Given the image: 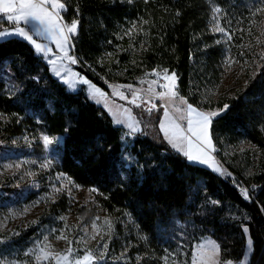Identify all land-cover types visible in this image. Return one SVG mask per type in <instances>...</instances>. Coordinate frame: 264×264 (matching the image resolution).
<instances>
[{"label": "trees", "instance_id": "obj_1", "mask_svg": "<svg viewBox=\"0 0 264 264\" xmlns=\"http://www.w3.org/2000/svg\"><path fill=\"white\" fill-rule=\"evenodd\" d=\"M61 1L65 23L78 21L71 41L80 78L109 93L108 83L138 86L152 71L174 73L190 105L221 111L210 125L215 169L168 143L160 100L124 90L141 126L131 135L16 36L0 40V145L27 134L39 151L42 134L58 140L57 170L94 189L115 221L99 264H191L205 238L218 243L221 263L240 261L251 240L248 264H264V0ZM214 5L227 36L213 29ZM0 17V32L14 26ZM229 56L240 62L231 71ZM12 187L0 185L6 200ZM19 193L26 203L41 191ZM68 207L66 196L50 203L39 226L8 237L10 247L24 250Z\"/></svg>", "mask_w": 264, "mask_h": 264}, {"label": "rangeland", "instance_id": "obj_2", "mask_svg": "<svg viewBox=\"0 0 264 264\" xmlns=\"http://www.w3.org/2000/svg\"><path fill=\"white\" fill-rule=\"evenodd\" d=\"M59 2L61 3L60 0ZM48 8L49 11H53L51 4H48ZM56 11L59 13L61 23L65 24L60 9ZM31 21L36 27H44L50 34V50L45 47L48 46L45 42L44 46L39 44L46 58L48 57L46 53L51 54V48L54 45L62 51L60 59L58 55L53 56L55 59L51 65V72L69 90L76 91L83 88L92 101L108 111L115 124L129 128L131 135L135 134L134 129L137 130L140 127L131 108L125 105L127 97L124 90L128 89L138 99L160 100L164 108L160 129L168 143L178 152L191 153L198 159L207 160L205 163L215 169L217 163L212 159L214 149L210 133L211 123L207 126L205 137L198 123V114L208 115L211 121L221 111L201 110L192 105L191 108L195 111H191L190 104L176 92L177 80L174 73L152 71L148 77L141 80L138 86L108 83L111 92L109 95L106 90L86 76L80 78L81 75L75 69L76 61L72 49L69 52L68 47L64 48L66 43L61 47L58 43L60 36L55 29L50 30L47 25H42L35 20ZM212 21L213 29L227 36L221 24V9L217 5L213 7ZM32 40L35 43L39 42L35 38ZM227 64L231 71L236 69L240 62L229 56ZM166 75L174 76V83L165 79ZM163 81L166 85L162 86ZM172 91L175 92L174 96L171 94ZM161 93L164 95L161 96ZM211 113H217V115L212 116ZM190 128L192 131H189ZM46 137L49 141L47 143ZM38 139L42 145L39 151L33 149V143L30 142L33 140L27 134L19 136L13 141L12 146L0 145V185L13 186L15 194L10 200H6L4 197L8 192L0 189V264H99L104 262L105 248L114 232L113 217L96 200L94 189L77 185L67 175L57 170L59 157L55 144L58 140L48 134H42ZM207 140L211 141L210 145ZM28 143L30 145H26ZM30 188L41 193L35 200L25 203L24 196L19 197V192ZM63 196L67 197L69 203L66 212L58 216L49 226L41 225L37 235L24 250L10 247L9 236L28 227L39 226L40 215L48 209L50 203ZM214 246L218 247V251L214 250ZM251 251L252 246L247 245L244 257L235 264H246ZM89 256L91 258L85 260V257ZM219 257L218 243L212 238H205L195 244L191 264H225L220 262Z\"/></svg>", "mask_w": 264, "mask_h": 264}, {"label": "snow or ice", "instance_id": "obj_3", "mask_svg": "<svg viewBox=\"0 0 264 264\" xmlns=\"http://www.w3.org/2000/svg\"><path fill=\"white\" fill-rule=\"evenodd\" d=\"M48 4H51L53 11H49ZM65 5L60 3L59 0H0V12L3 13H15L14 15H8L6 19L12 23H18L20 20H24L25 23H28L31 20L38 21L42 25H47L50 30L55 29L60 36V40L58 43L63 44L66 43L69 39L68 34L74 35L78 29V21L74 20L71 25L62 24L61 18L59 17L58 9H64ZM3 19V17H0ZM219 31H223L222 29H218ZM19 35L24 36L28 40H32V37L25 32L23 28L16 30ZM7 33L0 32V36L5 35ZM33 43H35L33 41ZM36 48L39 51H43L39 44H36ZM75 62V61H73ZM165 79L170 81L175 80L174 76H165ZM87 82V81H85ZM171 94L174 96L175 92L172 91ZM164 94L161 93V96ZM189 109L191 111H195L189 105ZM201 128L204 131L205 137L207 136V126L211 123L208 115L198 114ZM212 116L217 115V113H211ZM191 124V121H190ZM189 131H192L190 128ZM45 142H49L48 138H45ZM207 143L210 145L211 141L207 140ZM188 158L197 159V157L193 156L191 153H185ZM206 162V161H205ZM246 194V193H245ZM247 231V229H245ZM63 239L64 237H60ZM249 246H251V240H249ZM214 250L218 251V247L214 246ZM91 257H85V260L90 259Z\"/></svg>", "mask_w": 264, "mask_h": 264}, {"label": "crops", "instance_id": "obj_4", "mask_svg": "<svg viewBox=\"0 0 264 264\" xmlns=\"http://www.w3.org/2000/svg\"><path fill=\"white\" fill-rule=\"evenodd\" d=\"M60 1H61V0H60ZM61 3H63V2L61 1ZM64 9H65V7H64ZM64 9H60V14H61V15H62ZM14 14H15V13H3V12H0V15H3L5 18H6L8 15H14ZM62 19H63V18H62ZM63 21H64V20H63ZM64 23H65V21H64ZM20 28H23V29L25 30V32H27V34H29L32 38L37 39L39 42H37V43H33V42H32L33 40L30 41V40L26 39L24 36L19 35L18 32H17L16 30H18V29H20ZM27 30H28V31H27ZM2 32L7 33V34L0 36V40H1V39H4V38H6V37H10V36H16V37H21V38L27 40V41L30 42L35 48H36V44H41L42 46H44L45 44H48V46H45V47H46L47 49L50 50V34L46 31V29H44V27H42V26H37V27H36V25H35L32 21H29L28 23H25L24 20H20L18 23H14V26H13V27L6 28V29H4ZM75 34H76V33H75ZM75 34H74V35H75ZM72 36H73L72 34L69 36V39H68V41L66 42L65 47H64V48L68 47L69 52H70L71 49H72V41L70 40V37H72ZM44 42H45V44L43 45ZM70 46H71V48H70ZM51 49H52L51 54H49V52L46 53V54L48 55L47 58H46V56L44 55V53H42L41 51H39V50L36 49L37 52H38V54L42 55L43 58H44V60L49 64L50 69H51V65H52L53 59H55L53 56H54V55H58V56H59L58 58L60 59V52H62V51H59V49L56 47V45H54ZM64 50H65V49H64ZM58 58H57V59H58ZM53 63H54V62H53ZM80 86H82V85H80ZM79 89H80V88H79ZM109 95H111V92H109ZM121 102L124 103V101H121ZM125 105H128L127 100H126V102H125ZM128 106H129V105H128ZM129 107H130V106H129ZM138 124H139V123H138ZM139 127H140V128L137 129V130L134 129V132H138V131H140V129H141L140 124H139ZM128 129H129V128H128ZM131 130H133V129H131ZM213 149H214L213 151L215 152L214 145H213ZM248 245H249V242H248ZM251 246H252V242H251ZM251 253H252V251H251ZM250 257H251V255H250ZM250 257H249L248 261L246 262V264L249 263ZM219 260H220V257H219ZM191 263H192V262H191ZM225 264H235V262H234V261H227V262H225Z\"/></svg>", "mask_w": 264, "mask_h": 264}, {"label": "built area", "instance_id": "obj_5", "mask_svg": "<svg viewBox=\"0 0 264 264\" xmlns=\"http://www.w3.org/2000/svg\"><path fill=\"white\" fill-rule=\"evenodd\" d=\"M65 24H67V25H69V26L71 25V23H70V24H69V23H65ZM163 85H166V82H165V81L162 82V86H163ZM254 187L257 188L256 185H255ZM237 190H238V193H239L243 198H246L245 196H246L247 193H246V190H245V189H243L242 187H238ZM245 193H246V194H245Z\"/></svg>", "mask_w": 264, "mask_h": 264}, {"label": "bare ground", "instance_id": "obj_6", "mask_svg": "<svg viewBox=\"0 0 264 264\" xmlns=\"http://www.w3.org/2000/svg\"><path fill=\"white\" fill-rule=\"evenodd\" d=\"M195 118V117H194Z\"/></svg>", "mask_w": 264, "mask_h": 264}]
</instances>
